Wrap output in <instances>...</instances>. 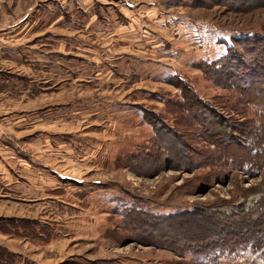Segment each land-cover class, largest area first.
Returning a JSON list of instances; mask_svg holds the SVG:
<instances>
[{"label": "rangeland", "instance_id": "rangeland-1", "mask_svg": "<svg viewBox=\"0 0 264 264\" xmlns=\"http://www.w3.org/2000/svg\"><path fill=\"white\" fill-rule=\"evenodd\" d=\"M254 34L264 0H0V218L38 222V239L0 232V247L18 264H200L147 217L217 221L263 198L264 170L220 175L232 151L177 106L186 83L225 118L259 119L201 70ZM221 258L264 264L251 247Z\"/></svg>", "mask_w": 264, "mask_h": 264}, {"label": "trees", "instance_id": "trees-1", "mask_svg": "<svg viewBox=\"0 0 264 264\" xmlns=\"http://www.w3.org/2000/svg\"><path fill=\"white\" fill-rule=\"evenodd\" d=\"M234 43L218 60L204 62L201 70L217 87L235 91L243 100H247L248 105L256 109L259 119L255 121L225 118L213 107L214 105L200 99L185 82H180V85L185 83L183 91L188 93L182 94L183 100L177 103L180 110L191 107L199 121L204 120L201 127L204 138L210 145L223 146L226 151H232L233 158L218 159L217 170L220 175L233 170L248 173L264 170V36L260 34L244 36L236 39ZM200 110L210 113L213 119L209 121L206 117H201ZM175 148L170 147L168 151H178ZM178 155L179 162L192 167L197 164L184 150L181 152L179 150ZM208 161H201V164H207ZM258 203V206L249 213L236 214L233 217L221 215L222 219L217 221L212 219L213 216L200 215L197 210L164 216L149 215L147 219L152 218L153 221L159 222V225L164 224L163 228L168 231L162 230L164 233L160 238L165 239L173 234L178 237V244L185 242L190 246L195 245L193 248L184 247V257L191 254L200 260V264H219L221 257L238 254L249 247L264 254V196ZM199 218L202 220L199 221ZM37 223L28 219L0 218V232L5 235L38 239L36 229H33ZM159 233L161 231L156 226L153 235L159 236ZM18 263L15 253L0 247V264Z\"/></svg>", "mask_w": 264, "mask_h": 264}, {"label": "crops", "instance_id": "crops-1", "mask_svg": "<svg viewBox=\"0 0 264 264\" xmlns=\"http://www.w3.org/2000/svg\"><path fill=\"white\" fill-rule=\"evenodd\" d=\"M5 218H10V217H5Z\"/></svg>", "mask_w": 264, "mask_h": 264}]
</instances>
